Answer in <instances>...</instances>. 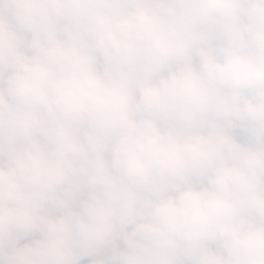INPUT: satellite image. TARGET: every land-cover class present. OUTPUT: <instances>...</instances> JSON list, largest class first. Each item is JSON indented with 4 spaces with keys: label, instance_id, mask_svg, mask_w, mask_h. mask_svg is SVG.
<instances>
[{
    "label": "clouds",
    "instance_id": "9594fccd",
    "mask_svg": "<svg viewBox=\"0 0 264 264\" xmlns=\"http://www.w3.org/2000/svg\"><path fill=\"white\" fill-rule=\"evenodd\" d=\"M0 264H264V0H0Z\"/></svg>",
    "mask_w": 264,
    "mask_h": 264
}]
</instances>
